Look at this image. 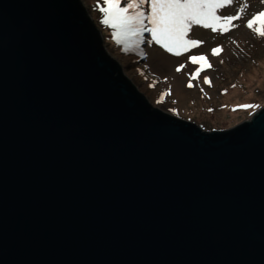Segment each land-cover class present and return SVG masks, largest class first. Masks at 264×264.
<instances>
[{
    "label": "water",
    "instance_id": "1",
    "mask_svg": "<svg viewBox=\"0 0 264 264\" xmlns=\"http://www.w3.org/2000/svg\"><path fill=\"white\" fill-rule=\"evenodd\" d=\"M103 42L80 0H0V264H264V105L204 130Z\"/></svg>",
    "mask_w": 264,
    "mask_h": 264
},
{
    "label": "rangeland",
    "instance_id": "2",
    "mask_svg": "<svg viewBox=\"0 0 264 264\" xmlns=\"http://www.w3.org/2000/svg\"><path fill=\"white\" fill-rule=\"evenodd\" d=\"M80 1L100 29L107 54L120 65L122 73L133 81L140 92L147 94L144 93L148 102L161 111L193 121L204 130H211L226 129L247 118L249 115L245 112L237 115L238 105H264V37L257 40V35L244 27L253 13L264 10L261 0H248L249 7L242 19L233 22L239 27L228 33H212L210 29L196 27L189 35L204 43L179 57L147 44L141 45L146 57L135 52L121 53L116 50L117 43L111 35L113 30L100 23L103 14L97 4L103 6V0ZM235 10L236 5L226 6L219 14H234ZM144 37L145 40L150 39L148 33ZM214 47L223 49L218 56L211 55ZM201 54L208 57L212 67L201 72L199 79L193 80V87L189 88V75L199 65L191 64L187 58ZM180 64H185L186 68L176 72ZM205 75L211 80V86L203 83ZM176 83L180 86V96L172 98L171 92Z\"/></svg>",
    "mask_w": 264,
    "mask_h": 264
},
{
    "label": "snow or ice",
    "instance_id": "3",
    "mask_svg": "<svg viewBox=\"0 0 264 264\" xmlns=\"http://www.w3.org/2000/svg\"><path fill=\"white\" fill-rule=\"evenodd\" d=\"M261 3L264 4V0ZM232 5H236L234 14H219L226 6ZM248 7V0H103V6L97 4L99 12L103 14L100 23L113 30L111 35L115 42L123 46V51L135 52L141 57H146L142 44L158 46L171 56H182L204 43L190 37L189 34L196 27L210 29L212 33H228L239 27L233 22L241 20ZM244 27L264 37V10L253 13ZM145 33L150 35V39L145 40ZM222 50L214 47L211 55L218 56ZM187 59L191 64L200 65L189 75L187 87L191 88L192 81L198 80L200 73L211 68L212 64L203 54L190 55ZM185 68V64H180L175 70L180 72ZM203 83L211 86L208 76L203 77ZM237 107L250 109L259 105L243 104Z\"/></svg>",
    "mask_w": 264,
    "mask_h": 264
},
{
    "label": "trees",
    "instance_id": "4",
    "mask_svg": "<svg viewBox=\"0 0 264 264\" xmlns=\"http://www.w3.org/2000/svg\"><path fill=\"white\" fill-rule=\"evenodd\" d=\"M95 18H96V17H95ZM261 38H262V37L257 36V40H261ZM115 46H116V50H119L121 53H125V51L122 50V45H118V44H116ZM119 48H120V49H119ZM125 54H128V53L126 52ZM237 108H238V107H237ZM255 110H256V108H255V109L252 108V109H250V110H249V109H242V108H239V109L236 111V113L238 112L237 115H239V114H241L242 112H243V113L245 112L246 115H249V116H250ZM248 111H249V112H248ZM239 112H240V113H239ZM246 112H248V113H246ZM249 116H248V117H249Z\"/></svg>",
    "mask_w": 264,
    "mask_h": 264
},
{
    "label": "bare ground",
    "instance_id": "5",
    "mask_svg": "<svg viewBox=\"0 0 264 264\" xmlns=\"http://www.w3.org/2000/svg\"><path fill=\"white\" fill-rule=\"evenodd\" d=\"M129 79V78H128ZM130 80V79H129ZM131 81V80H130ZM131 82H133V81H131ZM133 85H135L134 83H132ZM135 87H136V85H135ZM137 88V87H136ZM179 89H180V86L176 83L175 84V86L173 87V89H172V92H171V95H172V98H177V97H179L180 96V91H179ZM137 90L140 92V89H138L137 88ZM146 99H147V97L145 96V94L144 93H142V92H140ZM147 95V94H146Z\"/></svg>",
    "mask_w": 264,
    "mask_h": 264
}]
</instances>
